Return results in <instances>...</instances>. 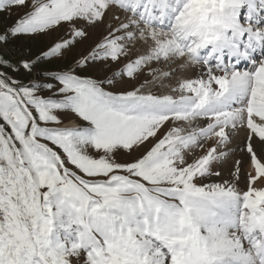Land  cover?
Returning <instances> with one entry per match:
<instances>
[{"label":"snow or ice","instance_id":"1","mask_svg":"<svg viewBox=\"0 0 264 264\" xmlns=\"http://www.w3.org/2000/svg\"><path fill=\"white\" fill-rule=\"evenodd\" d=\"M0 264H264V0H0Z\"/></svg>","mask_w":264,"mask_h":264},{"label":"rangeland","instance_id":"2","mask_svg":"<svg viewBox=\"0 0 264 264\" xmlns=\"http://www.w3.org/2000/svg\"><path fill=\"white\" fill-rule=\"evenodd\" d=\"M25 43H27L26 41H17L16 42V46L17 47H20V46H22L23 44H25ZM43 43H47V39H45L44 41H43ZM36 47H37V45L35 44V43H33V45H32V49H33V51H35L36 50ZM89 72H91L92 74H96V70H95V68H90L89 69ZM104 73H101V75H103Z\"/></svg>","mask_w":264,"mask_h":264}]
</instances>
